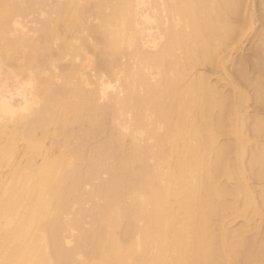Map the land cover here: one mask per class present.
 <instances>
[{
	"label": "bare ground",
	"instance_id": "bare-ground-1",
	"mask_svg": "<svg viewBox=\"0 0 264 264\" xmlns=\"http://www.w3.org/2000/svg\"><path fill=\"white\" fill-rule=\"evenodd\" d=\"M245 12L0 0V264H264V36L254 80L224 54Z\"/></svg>",
	"mask_w": 264,
	"mask_h": 264
},
{
	"label": "rangeland",
	"instance_id": "rangeland-1",
	"mask_svg": "<svg viewBox=\"0 0 264 264\" xmlns=\"http://www.w3.org/2000/svg\"><path fill=\"white\" fill-rule=\"evenodd\" d=\"M262 4L263 3H261V0H247V12H245L243 14H244L245 18L248 17L249 14L253 15V21H252V25L250 27H246L244 22H240V21L236 22V24L239 26L238 32L241 35L239 38L240 42H238L237 46H235L236 44L234 45V43L232 44V42H231V44H232V45L230 44L231 49L229 48V50H228L229 52L226 51V53H224V54H226L225 56H227V58H228V59L226 58V61L228 60L226 62V68H227L228 74H230V75L232 72H234L236 67L240 64H243L247 68L248 77L250 79L252 78L254 80L257 78L258 75H260L259 74L260 72H259V69L257 66V60H256V56H255L256 52L255 51L260 44L261 38L264 36V11L262 12V10H264V9L262 8L263 7ZM35 14H33V15H35ZM38 14H40V12H38ZM29 16L30 17L27 16V19L36 18L39 15L37 16V14H36V16H32V14H31ZM25 19H26V17H25ZM23 22L25 23L26 21H22V25L29 23V22H27V23L23 24ZM201 68H197V69L201 72H204L207 75H210V79L212 81L215 79L216 76L213 74L212 68H211V70L209 67H201ZM225 82L226 81H224V83ZM221 83H223V82H221ZM224 87H225V85H224ZM225 88L224 89L227 92H230L229 91L230 86L227 85ZM239 89L242 90L243 92H247V94L250 95L249 97L251 98V95H252L251 87L249 88L248 86H244V85L240 84ZM246 103H247L245 106L246 108H244L246 110H244L243 112L245 114L244 116L250 119V117H252L256 113V111H258L259 109H258V106L252 100V98L249 99V102H246ZM100 137L103 138V136H100ZM100 137H99V139H101ZM220 138H221V140H220ZM220 138H219L220 142L221 141L223 143L224 142L225 143L231 142V138L228 136L227 137L221 136ZM247 177L249 178V179L247 178L248 182H251L250 184L252 186H259L260 184H262V182H257V180L253 179V177H250V176H247ZM263 217H264V215H263ZM257 219L258 218L256 217V220ZM240 221L243 222V220H239V219L237 220L236 219V222L231 224L230 228H234V227L237 228V226L242 224Z\"/></svg>",
	"mask_w": 264,
	"mask_h": 264
}]
</instances>
